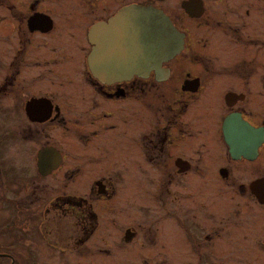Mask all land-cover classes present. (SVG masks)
Here are the masks:
<instances>
[{
	"label": "flooded vegetation",
	"instance_id": "flooded-vegetation-1",
	"mask_svg": "<svg viewBox=\"0 0 264 264\" xmlns=\"http://www.w3.org/2000/svg\"><path fill=\"white\" fill-rule=\"evenodd\" d=\"M132 202L145 264H264V0H0L4 262Z\"/></svg>",
	"mask_w": 264,
	"mask_h": 264
},
{
	"label": "rangeland",
	"instance_id": "rangeland-1",
	"mask_svg": "<svg viewBox=\"0 0 264 264\" xmlns=\"http://www.w3.org/2000/svg\"><path fill=\"white\" fill-rule=\"evenodd\" d=\"M136 206L137 203H131L128 215L123 211L125 207L120 205L113 214L101 216L99 230L87 245H82L78 249H68L62 254L58 251H50L47 253L46 259L43 257L45 260L48 259L46 264H145L144 260L147 259L150 251L145 247L148 244L143 233L147 235L148 232H154L151 229L155 227L151 228L149 222L154 219L151 210L156 208L155 205L151 206L148 215L146 214L147 216L144 217L142 212L137 211L139 208ZM111 221L115 224L112 227ZM127 227L139 232L138 238L129 244L123 240ZM248 253L249 251L245 249V255ZM194 257L197 256L194 255ZM49 261L51 262L49 263ZM185 262L197 264L191 262L189 256Z\"/></svg>",
	"mask_w": 264,
	"mask_h": 264
},
{
	"label": "trees",
	"instance_id": "trees-1",
	"mask_svg": "<svg viewBox=\"0 0 264 264\" xmlns=\"http://www.w3.org/2000/svg\"><path fill=\"white\" fill-rule=\"evenodd\" d=\"M4 261H5V258H3V256H0V264H9Z\"/></svg>",
	"mask_w": 264,
	"mask_h": 264
},
{
	"label": "water",
	"instance_id": "water-1",
	"mask_svg": "<svg viewBox=\"0 0 264 264\" xmlns=\"http://www.w3.org/2000/svg\"><path fill=\"white\" fill-rule=\"evenodd\" d=\"M90 60H92V58H90Z\"/></svg>",
	"mask_w": 264,
	"mask_h": 264
}]
</instances>
